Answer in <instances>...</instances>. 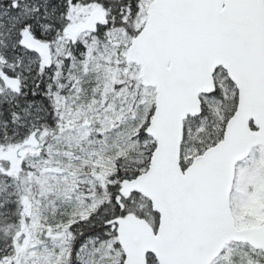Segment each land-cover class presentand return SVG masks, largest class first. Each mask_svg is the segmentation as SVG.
Wrapping results in <instances>:
<instances>
[{"label":"snow or ice","instance_id":"6c2138e0","mask_svg":"<svg viewBox=\"0 0 264 264\" xmlns=\"http://www.w3.org/2000/svg\"><path fill=\"white\" fill-rule=\"evenodd\" d=\"M0 264H264V0H0Z\"/></svg>","mask_w":264,"mask_h":264}]
</instances>
